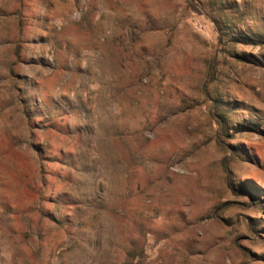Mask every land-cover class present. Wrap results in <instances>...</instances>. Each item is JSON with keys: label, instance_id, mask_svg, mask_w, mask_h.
I'll use <instances>...</instances> for the list:
<instances>
[{"label": "rangeland", "instance_id": "374dc122", "mask_svg": "<svg viewBox=\"0 0 264 264\" xmlns=\"http://www.w3.org/2000/svg\"><path fill=\"white\" fill-rule=\"evenodd\" d=\"M0 264H264V0H0Z\"/></svg>", "mask_w": 264, "mask_h": 264}]
</instances>
